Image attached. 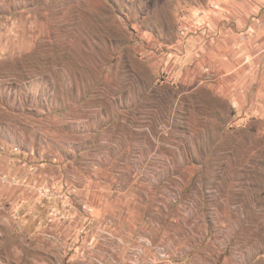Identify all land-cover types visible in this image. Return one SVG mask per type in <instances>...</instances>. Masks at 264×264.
Listing matches in <instances>:
<instances>
[{"label": "rangeland", "instance_id": "374dc122", "mask_svg": "<svg viewBox=\"0 0 264 264\" xmlns=\"http://www.w3.org/2000/svg\"><path fill=\"white\" fill-rule=\"evenodd\" d=\"M209 1L0 0V264H118L113 224L85 204L68 221L66 174L131 119L135 92L138 117L183 123L170 166L194 171L169 178L171 203L235 262L264 237V42L231 43ZM142 244L155 257L135 246L123 263L173 259Z\"/></svg>", "mask_w": 264, "mask_h": 264}, {"label": "crops", "instance_id": "0c3cea01", "mask_svg": "<svg viewBox=\"0 0 264 264\" xmlns=\"http://www.w3.org/2000/svg\"><path fill=\"white\" fill-rule=\"evenodd\" d=\"M221 5L231 43L245 41L240 46L244 50L254 39L264 42V0H222ZM131 97V119L111 122L110 128L115 129L112 136L90 148L88 158L84 152L82 166L73 165L66 174L70 182L65 194L68 221L74 223L80 213L77 207L85 204L103 227L113 224L121 241L115 255L118 264H126V251L132 247L148 252L144 239L168 247L173 259L163 264H264L263 236L247 235L241 259L235 262L233 254H226V235L212 225H203L200 217L196 221L185 216L179 205L171 203L172 190L180 188L176 183L170 186L169 178L194 171L192 165L170 166L176 156L169 147L184 137L179 130L183 123L138 117V112L150 110L149 104L139 103L137 92ZM56 182L53 189L57 192ZM150 251L143 259L155 257Z\"/></svg>", "mask_w": 264, "mask_h": 264}, {"label": "built area", "instance_id": "2783aa9c", "mask_svg": "<svg viewBox=\"0 0 264 264\" xmlns=\"http://www.w3.org/2000/svg\"><path fill=\"white\" fill-rule=\"evenodd\" d=\"M220 0H210L209 1V10L216 12L219 8H218V4H219ZM190 33L189 27L186 25H182L179 27V36L181 38H186L188 36V34Z\"/></svg>", "mask_w": 264, "mask_h": 264}]
</instances>
